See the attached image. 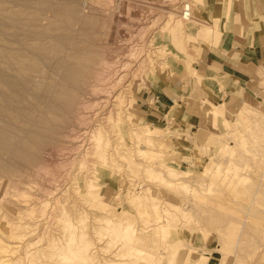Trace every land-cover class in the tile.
Wrapping results in <instances>:
<instances>
[{
  "label": "rangeland",
  "instance_id": "obj_1",
  "mask_svg": "<svg viewBox=\"0 0 264 264\" xmlns=\"http://www.w3.org/2000/svg\"><path fill=\"white\" fill-rule=\"evenodd\" d=\"M199 1L0 0V70L68 91L32 162L0 156V264H264V90L226 104L193 86L188 46L215 17ZM67 64L81 72L64 82ZM177 72L210 126L139 115Z\"/></svg>",
  "mask_w": 264,
  "mask_h": 264
},
{
  "label": "crops",
  "instance_id": "obj_2",
  "mask_svg": "<svg viewBox=\"0 0 264 264\" xmlns=\"http://www.w3.org/2000/svg\"><path fill=\"white\" fill-rule=\"evenodd\" d=\"M214 2L213 13L205 6V0L198 3L201 17L206 15V19H211L210 14L215 17L211 22L202 20L204 27L197 29L194 38L201 41L192 45L195 54L188 46V55L194 58L190 67L196 74L191 83L210 91L214 102L252 101L264 90V0ZM185 77L177 72L161 92L143 91L138 98L139 115L154 124L176 122L182 127L210 126L207 95L202 99L188 95L193 87L186 88ZM187 95L189 101L185 100ZM223 112V108L213 104L209 113L217 123Z\"/></svg>",
  "mask_w": 264,
  "mask_h": 264
},
{
  "label": "bare ground",
  "instance_id": "obj_3",
  "mask_svg": "<svg viewBox=\"0 0 264 264\" xmlns=\"http://www.w3.org/2000/svg\"><path fill=\"white\" fill-rule=\"evenodd\" d=\"M66 5V4H65ZM49 6V5H48ZM47 6V7H48ZM64 6V5H63ZM70 5H67L65 8L67 9V7ZM50 7V6H49ZM62 7V6H61ZM60 7V8H61ZM63 7V8H64ZM51 8V7H50ZM56 8V7H54ZM58 9V7L56 8V10ZM63 9H60L59 11L61 12ZM58 12V13H60ZM25 13V12H24ZM23 13V14H24ZM71 13V12H70ZM75 13V11L73 12ZM71 13V14H73ZM22 14V13H21ZM28 14V13H27ZM26 14V15H27ZM68 14V13H67ZM76 14V13H75ZM59 15V14H58ZM61 15V14H60ZM25 16V15H24ZM22 16V18L24 17ZM28 17V16H27ZM89 17V16H88ZM21 18V17H20ZM66 17H64L65 19ZM24 19V18H23ZM32 19V18H31ZM30 17L28 19V21H31ZM88 19V18H87ZM86 19V20H87ZM93 19V18H91ZM33 20V19H32ZM67 20H69L67 18ZM64 21V20H63ZM88 21V20H87ZM91 21V20H90ZM93 21V20H92ZM91 21V22H92ZM95 21V20H94ZM23 22V20H22ZM34 22V20H33ZM65 22V21H64ZM67 22V21H66ZM69 22V21H68ZM30 23V22H29ZM19 24V23H18ZM26 24V23H24ZM88 25V23H87ZM17 26V25H16ZM67 26V25H66ZM86 26V25H85ZM68 30V29H67ZM68 33V32H67ZM66 35V33H65ZM64 35V37H65ZM68 35V34H67ZM66 35V36H67ZM62 36V35H61ZM60 38V37H59ZM36 47V46H35ZM87 47V46H86ZM61 48V47H60ZM59 48V49H60ZM88 48V47H87ZM38 49V46H37ZM85 49V48H84ZM27 50V49H26ZM36 52V51H34ZM0 54H4V53H0ZM9 54V53H8ZM24 55V54H23ZM36 54H34L33 56H35ZM53 55V54H52ZM1 56V55H0ZM4 56V55H3ZM9 56V55H8ZM26 56V55H25ZM32 56V57H33ZM38 56V55H37ZM65 56V55H64ZM63 56V58H64ZM89 56V55H88ZM31 57V60H33L34 58ZM55 57V56H54ZM61 57V56H60ZM86 57V56H85ZM90 57V56H89ZM19 58V57H18ZM43 58V56H42ZM52 58V57H50ZM58 58V57H57ZM87 58V57H86ZM53 59V58H52ZM81 59V58H80ZM23 60V59H22ZM29 60V61H31ZM35 60V59H34ZM43 60V59H42ZM63 60V59H62ZM56 61V60H55ZM84 62V60H82ZM81 61V62H82ZM65 62V61H64ZM74 62V61H73ZM24 64V63H23ZM54 64V63H53ZM62 64V62L60 63ZM30 65V64H29ZM63 65V64H62ZM61 65V66H62ZM82 65V64H81ZM32 66V65H31ZM55 66V64H54ZM53 66V67H54ZM85 66V65H84ZM34 67V66H33ZM57 65L54 67L56 68ZM87 67V66H86ZM23 68V67H22ZM40 68V67H39ZM59 68V67H58ZM57 68V69H58ZM84 68V67H83ZM41 69V68H40ZM62 69V68H61ZM60 69V70H61ZM88 69V68H87ZM21 70L23 69H19V72H21ZM36 69L34 68V71ZM59 70V71H60ZM63 70V74L61 76L62 81L64 82H68L70 80H74L76 77V74L81 72V69L79 67H75L72 64H67L64 66ZM32 71V70H31ZM6 71H1L0 70V86H5L6 90L0 89V120L3 121V123H0V156H2L4 153H8L11 154L14 158H21V162H22V158L25 159L24 161L26 162L27 160H31L34 155H35V151H37V148H39V145L42 143L43 138L46 137L47 133L49 132V130L52 128V120L53 117H48L47 116V112H56L57 110H59L60 108H66L67 104L66 103V99L65 101H63V99L65 97H67V89H55L53 90L52 94H51V98L48 99L46 92H50V87L46 86L44 87V93L40 92L39 86L38 84L35 85L33 88H28V81H31L32 77H30L28 74H22L19 73L17 74V76L15 75V77H12L14 73L12 74H6ZM39 72V71H38ZM84 74H86L85 70L83 71ZM83 74V75H84ZM37 75V74H35ZM84 77V76H83ZM82 78V77H81ZM80 82V81H78ZM31 84V83H30ZM61 84V83H60ZM66 84V83H65ZM34 85V84H33ZM46 85V84H45ZM41 86V85H40ZM67 86V85H66ZM68 87V86H67ZM43 89V88H42ZM71 89V87H70ZM52 90V88H51ZM71 90L69 91V96H71ZM74 95V94H73ZM46 96V97H45ZM50 96V95H48ZM75 96V95H74ZM73 96V97H74ZM48 99V100H46ZM73 99V98H72ZM31 100V101H29ZM69 100V99H68ZM67 100V101H68ZM74 100V99H73ZM75 101V100H74ZM59 102V103H57ZM70 103H72L70 101ZM68 101V104H70ZM44 105L45 108L44 110L39 109L38 107L41 105ZM64 105V106H63ZM62 106V107H61ZM38 112V113H37ZM57 115V113H56ZM60 115V114H59ZM59 115H57L59 117ZM62 117V115H60ZM65 116V115H64ZM52 118V119H50ZM15 121V123L17 122V124H15L16 128H13L12 126V122ZM18 121L22 122V124H31L32 128L28 129L25 134L24 137L21 138V136H17L19 141L17 140V143H12L11 139L16 135L15 134H19V130L20 129V125H18ZM54 124V123H53ZM51 126V127H50ZM55 126V124H54ZM27 127V126H25ZM23 128V127H22ZM26 129V128H25ZM55 129V127L53 128ZM52 129V130H53ZM23 130V129H22ZM53 132V131H52ZM95 132V131H94ZM93 132V133H94ZM49 134V133H48ZM52 136V135H51ZM50 137V135L48 136ZM17 139V138H16ZM45 139V138H44ZM44 143V142H43ZM1 158V157H0ZM12 158V157H11ZM9 158V159H11ZM37 158V157H36ZM7 160V159H6ZM19 159L17 161H20ZM9 161V160H7ZM6 161V162H7ZM13 161V160H12ZM16 159H14V163H15ZM27 161V162H29ZM1 162V161H0ZM26 162V163H27ZM32 162V161H30ZM9 163V162H8ZM2 164L1 168L2 170H7L10 169V164ZM14 167V166H13ZM91 182V180H90Z\"/></svg>",
  "mask_w": 264,
  "mask_h": 264
}]
</instances>
